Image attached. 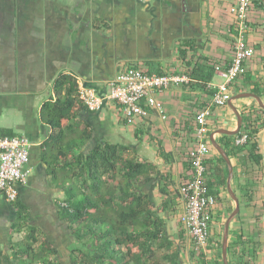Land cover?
I'll use <instances>...</instances> for the list:
<instances>
[{"label":"crops","instance_id":"crops-1","mask_svg":"<svg viewBox=\"0 0 264 264\" xmlns=\"http://www.w3.org/2000/svg\"><path fill=\"white\" fill-rule=\"evenodd\" d=\"M235 2L0 0V133L29 138L32 167L26 182L19 186L17 198L0 200V249L4 253H10L11 244L32 228L41 240L46 238L51 243L52 235L68 230L58 213L63 191L40 158V146L50 129L39 112L44 101L55 99V78L71 75L77 86L103 94L117 73L133 66L148 73L186 75L188 81L151 90L163 111L148 106L143 99L141 105L147 114L137 116L132 123L111 100L95 111L77 104L70 122L83 139L81 149L87 152L97 143L125 146L126 157L149 166V180L142 192L163 219L181 264H223L224 224L236 204L228 192L227 178L226 184L221 181L225 166L211 144L212 136L228 155L233 172L230 186L239 203L229 223L228 263L236 264L239 258L249 256L250 264H264V107L259 104L264 105L263 0H252L243 32L254 54L246 62L244 73L229 85L231 97L243 96L231 100L241 115L238 134L217 133L222 128L235 130L237 117L228 104L210 105L205 182L216 203L205 252L196 250L179 220L185 207L180 185L189 178L188 151L194 145V116L210 103L208 85L222 81L215 65L224 68L230 63L236 25L230 7ZM45 90L47 96L43 98ZM4 108L15 111V118L9 119ZM249 127L256 130L250 138L256 143L252 151L247 143L234 144L235 137L248 133ZM254 156L260 159L255 161ZM17 205L26 215L18 230ZM54 246L59 253L64 244L62 248Z\"/></svg>","mask_w":264,"mask_h":264},{"label":"trees","instance_id":"trees-1","mask_svg":"<svg viewBox=\"0 0 264 264\" xmlns=\"http://www.w3.org/2000/svg\"><path fill=\"white\" fill-rule=\"evenodd\" d=\"M52 89L55 99L44 101L39 112L50 129L40 146V158L64 194L58 213L71 234L70 264H181L163 219L142 192L149 166L126 157L125 146L97 143L87 152L82 150L78 127L70 122L77 104L83 105L76 96L77 82L62 74ZM247 130L246 146L252 151L256 143L250 138L256 130ZM4 134L12 135L0 133ZM259 159L254 156L255 161ZM219 161L225 166L221 181L226 184V163L222 157ZM17 207L18 230L26 215L21 205ZM40 237L32 228L11 244L10 253L0 249V264H62L58 249ZM248 257L236 264H250Z\"/></svg>","mask_w":264,"mask_h":264},{"label":"built area","instance_id":"built-area-1","mask_svg":"<svg viewBox=\"0 0 264 264\" xmlns=\"http://www.w3.org/2000/svg\"><path fill=\"white\" fill-rule=\"evenodd\" d=\"M251 5L252 0H236L230 7V12L236 18L233 54L227 67L215 65V71L222 81L208 85L211 90L210 103L200 108L194 116V145L188 151L189 178L180 185L185 207L179 220L198 252H205L209 245L211 210L216 203L205 182L204 161L210 150L208 137V119L212 114L210 105L226 106L231 98L229 85L244 73L246 62L254 54L253 46L248 44L243 36ZM187 81L186 75L148 73L139 67L131 66L114 76L106 93L99 94L94 88L79 85L76 96L91 111L99 110L104 101L111 100L121 106L127 122L132 123L137 116L147 114V110L141 105L143 99L148 106L163 111L161 102L155 99L151 90H161ZM247 139L248 133H242L235 137L234 144L243 145ZM30 147L31 142L24 134L0 135V200L4 198L14 201L19 186L25 183L31 174Z\"/></svg>","mask_w":264,"mask_h":264},{"label":"water","instance_id":"water-1","mask_svg":"<svg viewBox=\"0 0 264 264\" xmlns=\"http://www.w3.org/2000/svg\"><path fill=\"white\" fill-rule=\"evenodd\" d=\"M240 97H243V96L234 95L233 97H231V99L227 103L228 106L231 107L234 110L235 115L237 117L236 129L235 130H227V129H223L222 128V129L217 130V133H222V134H226V135L238 134L239 129L241 127V115L238 112V110L232 105L231 100L236 99V98H240ZM259 104H260V106L264 107L263 104H261V103H259ZM210 141H211L212 146L219 152V154L221 155V157L224 159V161L227 164V167H228L227 189H228L229 194L235 200V204H236L234 210L226 218V221H225V224H224V229H223V237H222V247H221L222 261H223V264H229L228 263V259H227L228 229H229L230 220L235 216V214H237V212L239 210V203H238L237 197L235 196V194H234V192H233V190L231 189V186H230V182H231V178H232L233 172H232V166H231V163L229 161L228 155L226 154L224 149L217 144V142L213 139L212 136L210 137Z\"/></svg>","mask_w":264,"mask_h":264},{"label":"rangeland","instance_id":"rangeland-1","mask_svg":"<svg viewBox=\"0 0 264 264\" xmlns=\"http://www.w3.org/2000/svg\"><path fill=\"white\" fill-rule=\"evenodd\" d=\"M47 94H46V90L45 92L43 93L42 97H46ZM6 116L9 118V119H14L15 118V111H9L8 109L6 110V108L3 109ZM23 235V234H22ZM19 237H22L21 235H19ZM52 237H55L54 239L52 238V245H57L59 246L60 248L61 247V244H64V247L62 249V251H59L57 257L59 258V260L62 262V264H70V258H69V251H68V248L66 247V245L70 244V234H69V231L68 230H65V231H62L61 234H54L52 235ZM42 239V237H40V240ZM69 242V243H68Z\"/></svg>","mask_w":264,"mask_h":264}]
</instances>
